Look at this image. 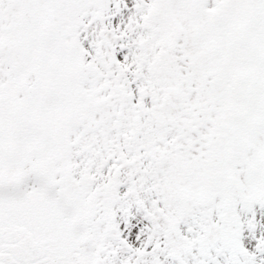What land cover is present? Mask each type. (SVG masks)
Wrapping results in <instances>:
<instances>
[{
    "label": "snow or ice",
    "instance_id": "snow-or-ice-1",
    "mask_svg": "<svg viewBox=\"0 0 264 264\" xmlns=\"http://www.w3.org/2000/svg\"><path fill=\"white\" fill-rule=\"evenodd\" d=\"M0 264H264V0H0Z\"/></svg>",
    "mask_w": 264,
    "mask_h": 264
}]
</instances>
